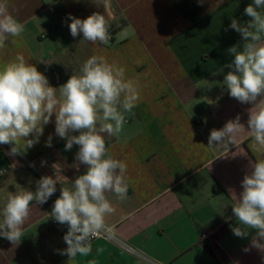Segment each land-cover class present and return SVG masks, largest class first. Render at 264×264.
Instances as JSON below:
<instances>
[{
	"label": "crops",
	"instance_id": "crops-1",
	"mask_svg": "<svg viewBox=\"0 0 264 264\" xmlns=\"http://www.w3.org/2000/svg\"><path fill=\"white\" fill-rule=\"evenodd\" d=\"M184 1L113 0L117 18L110 28L112 39L101 45L83 40L82 33L73 37L68 27L69 14L80 19L103 14L92 0H0L25 24L20 37H9L0 48V67L23 55L59 88L79 74L89 57L102 56L123 67L126 79L138 82L140 97L120 136H105L108 153L127 165L128 183L126 200L107 194L116 212L106 222L137 253L98 239L87 257L69 260L60 254L64 245L52 231L50 213L61 187H71L86 165L75 159L78 145L65 150L53 115L39 142L25 154L12 156V145H0V169L14 165L0 175V209L9 192L36 190L40 178L23 157L45 154L68 178L46 203H32L18 244L0 237V264H264V252L250 244L255 231L245 238L232 231L238 225L231 191L238 195L244 175L252 170L250 162L264 159L253 150L246 130L254 105L230 97L223 85L230 71L225 65L234 59L227 50L243 45L229 25L232 19H251L244 9L253 0H189L200 7L196 21L178 9ZM237 115L246 129L237 135L236 145L223 151L226 156L216 158L221 151L208 147L210 132ZM50 135L52 146L47 147Z\"/></svg>",
	"mask_w": 264,
	"mask_h": 264
},
{
	"label": "clouds",
	"instance_id": "clouds-1",
	"mask_svg": "<svg viewBox=\"0 0 264 264\" xmlns=\"http://www.w3.org/2000/svg\"><path fill=\"white\" fill-rule=\"evenodd\" d=\"M92 3L102 6L103 14L93 12L85 19L69 14L70 34L77 37L82 33L85 41L108 45L117 9L113 0H92ZM244 13L251 19L245 23L232 19L229 25L240 34L243 45L242 48L233 45L227 50L234 59L225 65L230 71L224 76L223 85L230 97L254 106L249 109L247 129L237 115L221 129L211 130L208 147L221 151L216 158L226 156L223 151H228L229 144L236 145L237 135L245 129L253 150L264 154V0H253ZM24 31L25 24L9 12L6 3L0 2V48L9 37H20ZM139 98L138 82L126 79L123 67L109 63L102 56L89 57L80 66L79 74H73L59 88L52 87L48 78L23 55L0 67V145H12V156L25 154L39 142L44 126L55 115V133L66 140L65 150L78 145L75 159L86 165V171L71 181V187H61L50 213L56 222L67 225L63 236L67 247L60 254L67 255L69 260L77 255L89 256L94 239L114 236V227L106 218L116 212V207L107 194H113L121 202L128 198L127 165L108 153L105 136H120L128 122L126 115L132 114ZM51 141L50 135L47 147L52 146ZM250 166L251 172L241 182L242 191L238 195L231 191L232 212L238 225L232 231L237 237L245 238L254 230L250 244L264 252V159L250 162ZM4 172L0 169V175ZM67 180L57 174L55 179L42 176L36 182L35 192L25 189L9 192L0 209V237L18 244L24 236L32 203H46L56 192V184ZM102 251L97 249L98 253Z\"/></svg>",
	"mask_w": 264,
	"mask_h": 264
},
{
	"label": "built area",
	"instance_id": "built-area-1",
	"mask_svg": "<svg viewBox=\"0 0 264 264\" xmlns=\"http://www.w3.org/2000/svg\"><path fill=\"white\" fill-rule=\"evenodd\" d=\"M23 163L24 165L29 168L30 170H32L39 178H41L42 176H51L53 177V179H55L56 174L57 175H62L61 170L58 168V166L53 162V160L45 155V154H39L36 155L32 158L29 157H23ZM13 169V165H8L6 168H4L3 170H5L4 173H8L9 171H11ZM59 185L60 183L58 182L56 184V192H59ZM52 231L57 234L60 238V240L63 242L64 245V249L67 247L66 243L63 240V236L66 234L67 232V225H61L58 222H56L53 218H52ZM202 240H205L208 238L206 233H203L201 235ZM98 239H104L110 242H114L117 244H120L123 246V248L130 252V253H137L136 250H134L133 248H131L130 246L122 243L116 236L115 232H114V236L111 239H106V238H97L94 239L92 241V243Z\"/></svg>",
	"mask_w": 264,
	"mask_h": 264
},
{
	"label": "trees",
	"instance_id": "trees-1",
	"mask_svg": "<svg viewBox=\"0 0 264 264\" xmlns=\"http://www.w3.org/2000/svg\"><path fill=\"white\" fill-rule=\"evenodd\" d=\"M178 9L185 17H187L191 21H196L200 13L199 5L189 0H185L182 4H180L178 6ZM219 190H220V187L215 189L216 192H218Z\"/></svg>",
	"mask_w": 264,
	"mask_h": 264
}]
</instances>
